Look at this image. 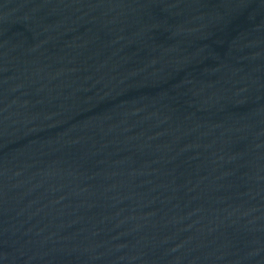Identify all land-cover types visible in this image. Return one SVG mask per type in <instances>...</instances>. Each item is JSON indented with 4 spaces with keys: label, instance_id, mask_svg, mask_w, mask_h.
Segmentation results:
<instances>
[{
    "label": "water",
    "instance_id": "water-1",
    "mask_svg": "<svg viewBox=\"0 0 264 264\" xmlns=\"http://www.w3.org/2000/svg\"><path fill=\"white\" fill-rule=\"evenodd\" d=\"M0 264H264V0H0Z\"/></svg>",
    "mask_w": 264,
    "mask_h": 264
}]
</instances>
